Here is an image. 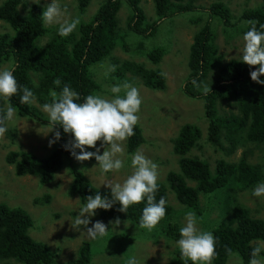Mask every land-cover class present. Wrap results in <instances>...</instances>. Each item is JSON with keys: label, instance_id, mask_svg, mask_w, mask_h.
<instances>
[{"label": "trees", "instance_id": "trees-1", "mask_svg": "<svg viewBox=\"0 0 264 264\" xmlns=\"http://www.w3.org/2000/svg\"><path fill=\"white\" fill-rule=\"evenodd\" d=\"M72 1L77 4L76 8L80 14H85L93 2ZM143 1L103 0L90 20L81 22L72 35L60 37L57 34L59 26L50 28L43 24L41 15L45 7L41 3L29 5L27 0H0V21L3 20L14 30V34H10V31L0 36V68L13 61L16 65L14 75L18 85L31 89L35 94V102L43 106L51 102L49 90L55 89L59 92L64 84L71 85L79 92L81 99L89 94L102 92V85L96 80L92 68L112 59L114 52L121 48L126 53H140L156 67L149 68L133 60H115V71L109 74L107 80L113 84L121 83L126 81L131 73L140 78L149 89L166 90V77L159 65L168 53L167 48L153 46L145 50L141 43H128V34L120 27L118 15L126 2L132 10L128 23L129 31L146 36L147 39L154 38L162 22L194 13L195 2L153 0L156 20L149 22L142 8ZM24 4L30 7L27 9V15L21 12V6ZM204 15L206 13L196 19L203 27L195 35L191 46V72L184 90L204 101L209 122L208 141L214 147L234 153L241 143H256L261 146L264 144V85L252 81L250 77V71L256 70L258 66L246 65L241 60L226 62L216 42L217 24L220 22L230 37L244 35L251 27L246 23L249 20L258 21L259 28V24H264V4L246 9L237 20L225 0H216L208 11L205 24ZM208 78L212 81L210 86L207 85ZM57 79L62 82L59 87L54 84ZM193 80L197 81L199 87L193 85ZM204 85L208 87L207 94L203 92ZM21 95L22 92L18 91L10 98L18 116L48 125L47 114L42 112L35 102L31 105L21 104ZM222 105L229 106L230 112H222ZM0 106H3L2 99ZM56 130L61 132V139L48 156L40 157L22 150L10 151L6 162L14 167L18 177L36 176L42 185L52 183L67 163L73 176L68 190L70 197H79L82 204L86 203L88 196L99 192L102 196L107 195L110 198L108 191L93 185L74 161L70 151L65 150L64 146L70 142L66 140L63 129L57 126ZM15 132L16 129L8 131V136L13 142H16ZM202 137V129L196 124L188 123L181 127L173 140V152L178 157L179 168L169 171L166 178L158 182L156 201L164 197L167 205L166 216L155 228L149 231L139 227L146 201L130 206L127 213L119 211L121 205L117 202L112 209H100L97 214L102 220L115 221L119 218L121 222L131 223L141 229L145 238L154 235L175 242L179 239L181 215L184 216L186 211L193 210L203 223L204 231L213 232L217 238L211 264H228L234 255H239L243 264H250L253 249L260 247L256 244L257 241L264 242V219L252 215L251 210L238 196L264 182V167L249 162V153L244 152L239 161L220 159L215 169H212L207 159L192 156L193 149L199 145ZM145 142L143 129L137 124L134 135L126 140L128 154L135 153ZM226 142L229 146H226ZM171 194L184 208L175 209L170 201ZM51 199L50 195H45L36 198L35 203L49 204ZM203 201H206L207 206L219 207L220 214L217 218L211 220L208 217V220L203 211ZM34 226L33 215L27 209L0 203L1 264H58L59 252L32 237ZM94 256L95 245L86 241L79 249L77 257L67 264H93ZM260 257L264 258L263 249L257 258ZM170 264H185L178 248Z\"/></svg>", "mask_w": 264, "mask_h": 264}, {"label": "rangeland", "instance_id": "rangeland-1", "mask_svg": "<svg viewBox=\"0 0 264 264\" xmlns=\"http://www.w3.org/2000/svg\"><path fill=\"white\" fill-rule=\"evenodd\" d=\"M3 1L5 0H1V2ZM215 1L194 0L196 10L194 13L190 15L184 14L162 22L158 26V32L154 38L148 39L146 36L129 31L128 23L132 10L129 5L127 6L126 2L123 3L118 15L120 27L125 31L124 33L128 34V43H141L145 50L153 46H165L168 50L159 65L166 77V90L149 89L140 78L131 73L128 74L127 80L124 81L133 84L139 89L142 105L138 124L143 129L146 142L138 150L158 165V182L164 180L169 171L178 170V157L173 152V140L177 137L181 127L188 123L198 125L203 132V137L199 145L193 149L192 156L207 159L212 169H215L217 161L220 159L230 162L239 161L244 152L249 153V162L261 164L264 167V144L259 146L256 143H247L246 145L241 143L234 153L216 148L210 144L208 141L209 122L206 118L204 101L187 94L184 90L191 72L189 68L191 46L194 43L195 35L203 27L196 19L202 13H206L203 16L205 24L208 19V11ZM27 2L29 5L39 2L46 8L52 0H27ZM57 2L62 10V14L59 17L61 23L65 20L76 18H79L81 23L90 20L96 14L103 0H93L85 14L78 12L77 4L72 0ZM225 3L232 10L235 19L238 20L246 9L255 8L258 5L261 6L264 4V0H225ZM28 8L30 7L26 4L21 6L23 15L28 14ZM142 8L149 22L156 20L153 0H144ZM215 21L213 22L214 25ZM220 23L217 24L216 42L220 53L224 55L226 62L241 60L244 46L243 35L230 37L224 31L222 23ZM58 26L59 24H53L47 27L56 28ZM10 31V34H14L11 26L1 20L0 36ZM115 60L120 62L133 60L143 63L149 68L156 67L147 57L142 56L140 53H126L121 48H118L114 52L112 59L97 64L92 68V72L96 74V80L103 88L99 94L109 98L112 96L110 88L114 84L107 78L112 72V67L115 66ZM6 66H8V63L3 67ZM207 81V85L210 86L212 81L209 78ZM35 104L44 112L42 105L37 103V101ZM221 109L222 112L229 113L231 108L222 105ZM234 112L236 113V110ZM46 126L36 121L19 117L16 124L10 126L8 130L16 129V142H13L8 136V131L0 135V203L13 207L21 206L33 215L35 226L31 231L32 237H35L36 240H41L53 250L59 252L58 264H67L74 260L83 242L86 241H90L95 245L93 264H126L127 260L132 256L137 258L138 264H170L173 254L178 248L176 241L169 242L165 238H157L154 235H149L145 238V236H142L141 229L131 223L121 222L119 226L114 227L115 221L102 220L96 214V216L91 218L92 222L102 221L109 230L103 237L96 239L90 238L87 233H84L86 229L73 228L71 220L75 218L82 203L79 197H70L68 195L73 176L67 163L57 173L55 180L48 185H42L36 176L18 177L16 175L14 167L6 162V156L10 151L22 150L32 152L40 157H46L56 148L59 141L52 146L49 145V141L54 139L56 129L48 133L50 129L45 128ZM65 138L71 143L72 137L70 134H66ZM101 144L102 142H97V147L100 148L102 154L107 145L101 147ZM226 146H229L228 142H226ZM122 147L124 148V153L118 154V156L124 159L126 164H130V154L127 152L126 141L123 142ZM87 150L96 151L95 148H87ZM74 161L85 172L94 186L110 193V198L111 190L104 184L109 182L122 183L131 171L130 168H126L119 173L103 174L98 167L93 168L98 166V162L94 158L84 162H78L75 159ZM251 191L240 194L238 198L241 197V202L251 210L252 215L264 219V197H253ZM45 195L52 197L49 204L35 203L36 198H42ZM170 201L175 209L184 208L173 194L170 195ZM205 203L206 201H203L202 206L207 218L209 217L211 220L217 218L220 214L219 207L207 206ZM182 221L183 216L181 215L180 222L182 223ZM91 226L90 224L89 227ZM199 227L204 231L202 222L199 223ZM256 244H259L260 248L264 250V242L257 241ZM260 259L264 260L262 257ZM228 264H243V262L239 255H234Z\"/></svg>", "mask_w": 264, "mask_h": 264}, {"label": "clouds", "instance_id": "clouds-1", "mask_svg": "<svg viewBox=\"0 0 264 264\" xmlns=\"http://www.w3.org/2000/svg\"><path fill=\"white\" fill-rule=\"evenodd\" d=\"M61 14L62 10L57 0H52L43 10L42 22L45 26L59 24L57 34L60 37H68L77 30L80 20L76 18L61 23L59 21ZM246 23L251 27L243 35L241 62L249 66H258L256 70L250 71V77L252 81L264 85V79H261L264 77V24H259L258 28L259 22L256 20H249ZM15 70L16 65L13 61H9L8 66L0 68V99L3 100V106H0V135L6 133L9 127L19 120L11 97L19 91L22 92L21 104L31 105L35 102L34 92L28 87L18 85ZM112 71H115V66L112 67ZM61 83L59 79L54 81L57 87ZM192 83L199 87L196 80ZM110 92L111 98L95 93L81 99L79 92L71 85L64 84L59 92L50 89L51 102L42 106L49 122L45 127L50 129L48 133L59 126L64 133L71 135V143L64 147L75 160L84 162L94 158L98 166L93 168L98 167L103 174L119 173L126 168L131 170L122 183L104 184L111 190V198L107 195L102 196L100 192L88 196L86 203L80 205L75 218L71 220L73 228L86 229L84 233L93 239L103 237L109 230L104 222L97 220L93 223L91 218L96 216L97 210H110L117 202L121 205L119 211L127 213L130 206L146 201L139 221L141 229L152 230L166 216L167 201L161 197L157 202L155 196L159 188L158 165L139 150L130 155V164H126V161L118 156L124 153L122 144L134 135V129L140 119L142 98L139 89L129 82H123L114 84ZM203 92L205 94L208 92L206 85L203 86ZM60 139L61 132L56 130L49 145L52 146ZM98 141L102 142L101 147L107 145L102 154L97 147ZM87 148H95L96 151H88ZM251 195L257 198L264 197V182L258 183L251 191ZM120 223L117 218L114 227ZM199 223L195 211L185 212L179 228V239L176 241L185 264H189V261L191 264H211L215 254L217 238L213 232L201 230ZM261 251L260 247L253 249L250 264H264V260L257 258ZM126 264H138V260L132 256Z\"/></svg>", "mask_w": 264, "mask_h": 264}]
</instances>
